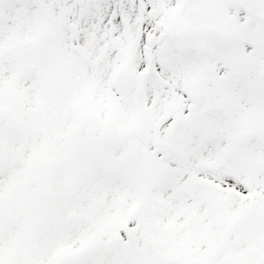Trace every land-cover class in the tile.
Returning a JSON list of instances; mask_svg holds the SVG:
<instances>
[{
	"label": "snow or ice",
	"instance_id": "6c2138e0",
	"mask_svg": "<svg viewBox=\"0 0 264 264\" xmlns=\"http://www.w3.org/2000/svg\"><path fill=\"white\" fill-rule=\"evenodd\" d=\"M0 264H264V0H0Z\"/></svg>",
	"mask_w": 264,
	"mask_h": 264
}]
</instances>
